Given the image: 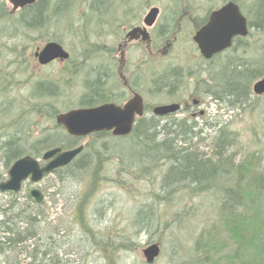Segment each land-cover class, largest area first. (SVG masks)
I'll list each match as a JSON object with an SVG mask.
<instances>
[{"label": "rangeland", "instance_id": "1", "mask_svg": "<svg viewBox=\"0 0 264 264\" xmlns=\"http://www.w3.org/2000/svg\"><path fill=\"white\" fill-rule=\"evenodd\" d=\"M92 1L73 0L69 11L64 12L57 21L44 23L42 28L26 31L22 27L15 30V24L18 23L17 20L20 16L19 11L10 15L12 7L5 0H0V182L6 180L9 169L5 168L1 159V147L5 142H12V146L20 149L22 155L32 156L35 141L41 139L55 125L53 119L49 118L44 110L51 113L56 109V114H59L81 108L79 100L86 93L84 82L91 77L93 64H96L97 60H94V55L97 48L91 46L88 48L90 52H86V45L81 43V38L67 28L74 26L73 28L76 29L77 25L86 19L84 15H92L88 12ZM235 1L239 4L245 17L250 13L255 14V0ZM57 2L59 0H49L46 8L51 11ZM4 12L8 14L9 18L5 19ZM86 24L89 26L86 28H91V18H87ZM249 33L250 35L246 39L243 38L245 41L208 63V69L212 73L218 74L221 67L227 63H229L226 65L229 69L231 64H247L258 58V51L261 44L264 43V35L254 29H249ZM88 35L86 40L95 44L97 37L90 33ZM102 39L106 44L109 41V38L105 36ZM51 41L59 43L71 54V63L80 65V70L75 76L68 75L67 72V67L71 66V63L64 66L61 63L51 64L42 68L34 61V49L41 48L45 43ZM179 45L183 46L185 50L192 48V43L186 39H183ZM185 54L190 57L193 53L191 51ZM87 55L93 58L84 60ZM175 55L177 54L171 52L163 61H173ZM99 60L106 61L105 58ZM153 66V63L149 65L147 75L149 105L160 104L168 99L166 95L152 91L149 81L154 77L153 72L157 71V68ZM223 70L224 68L221 71L223 72ZM48 80L53 81L55 91L59 95L51 96L49 93L43 92L44 96H41L40 98H43L40 99L33 90L37 87L38 82ZM255 81L257 80L250 84V90ZM46 105H50V107L44 108ZM215 111L217 109L213 105L209 106L211 120ZM215 120H222L221 124H216L213 129L206 128L204 133L200 134L201 138L205 139L204 141L193 139L198 152L208 157L211 153L209 137L214 134V131L225 127L224 129L237 135L236 147L230 150V153L236 152L237 160L254 155L257 169L264 171V95L255 97L251 93L248 106L227 109L220 118L217 117ZM197 122L201 124L200 121ZM102 140L97 141L90 136L80 139L77 145H88L89 149L86 153L92 154L91 148H99L102 143H107L108 147L105 148L108 149L118 144L117 141H109V138ZM127 147L123 144V149L129 151L131 148ZM115 150L111 149L116 154L110 157V151L107 152L103 149L102 157L107 161L101 174L103 177L96 184L94 190H91V174L95 169L92 161L90 174L79 175V177L78 175L71 177L69 174V176H64V182H60L57 176L52 173L36 185L25 183L20 193L17 194V201L22 203L20 208H24L27 204L25 195L33 188L39 189L44 196L45 210L49 213L47 220L51 222V225L48 227L52 228L53 226L59 229L61 234L65 235L64 242L67 240H71L73 243L74 240L80 242L79 234L70 224L69 207L76 195L78 198L83 196L87 190H91L90 195L86 198L87 205H84L83 208L82 222L91 228L88 232L91 245L105 248V257L108 262L105 263L98 254L93 253L94 251L89 249V245H86L88 252L84 255L78 250L79 243L77 245L74 243L77 247L75 249L77 254L72 257L75 264H146L142 250L153 243H157L160 247L159 256L153 264H205L203 263V254L192 251L193 243L205 227L209 229L215 240L225 235L217 221L219 193L215 191V193L210 192L206 195L189 198L183 193L182 196L176 193L164 200L165 194L160 191V184L165 167L154 171L148 169L147 175L143 174L144 177L140 173V167L135 165L127 167L128 164L124 160L122 161L120 147ZM117 157L120 159L118 160ZM38 158L40 159L41 156ZM125 171L133 174L131 180H134L128 181L126 177H123L122 173ZM155 196H159L160 199L156 200ZM11 201L12 198L8 195L0 194V209L5 208ZM143 206L152 207L155 217L151 223L139 229L133 227L134 216L137 210ZM158 213H160L159 216ZM107 227L110 228V234L114 238L129 240L130 244L127 245L126 250L119 249V247L111 248V251L108 250V243L101 236ZM80 248L82 250V247ZM60 258L66 260L67 257L60 256ZM8 259L12 264L16 259L21 261L24 258L22 255L16 256V253H10Z\"/></svg>", "mask_w": 264, "mask_h": 264}, {"label": "trees", "instance_id": "2", "mask_svg": "<svg viewBox=\"0 0 264 264\" xmlns=\"http://www.w3.org/2000/svg\"><path fill=\"white\" fill-rule=\"evenodd\" d=\"M72 1L59 0L49 11L46 8L49 0H39L34 5L19 11L18 23L14 28L17 30L22 27L23 30L30 31L42 28L44 23L55 22L63 16L64 12L69 11ZM96 1L93 0L90 3L88 12L95 11ZM232 1L240 8L235 0ZM255 1V14L250 13L244 17L247 20L248 29H254L264 35V0ZM105 5L99 6V9ZM3 15L5 19L9 18L6 12ZM73 27L69 26L67 29L78 35L81 43L86 45V52H90L88 48L91 46L93 48L95 44L86 40V37H89L88 31L78 32ZM245 39H236L232 48ZM94 51H92V56ZM92 56L87 55L84 60L92 59ZM103 62L107 63V59ZM77 65L78 69L72 68L75 70L72 76L80 70V65ZM226 65L221 67L224 68L223 72L221 69L218 74H212L214 87L211 92L214 93L213 96L216 95V100L221 101L228 110L244 108L248 106L249 99H251L250 84L254 80L264 78V43L260 46L258 58L253 61L247 64H231L229 69ZM84 83L86 93L79 100L80 107L94 106L102 97L100 92L97 93V81L91 76ZM37 84L33 92H36L39 98L44 96L43 92L51 96L59 95L55 91L53 81H40ZM48 106L50 107L46 105L44 108ZM44 112L53 121L55 120L56 109L51 113L47 110ZM206 128L213 129V126H206ZM224 128L221 127L219 131H214V134L209 137L211 153L208 157L199 153L195 148L193 139L200 140L201 137L186 120L161 121L149 116L140 120L131 134L124 138H114L109 133L94 134L91 137L97 141H103L102 139L105 138H109L112 142L117 141L118 144L113 145L111 149L115 150L120 147L122 161L128 164L127 167L134 165L140 167L142 176L147 175L148 169L154 171L165 167L160 184V191L165 194L164 200L176 193L181 196L183 193L188 198L206 195L210 192L215 193V191L219 193L217 221L225 235L215 240L207 227L202 229L194 240L192 251L203 254V263L264 264V171L257 169L254 155L237 160V153H230V150L236 147L237 135ZM78 142L79 139L68 136L61 127L54 125L52 130L47 131L41 139L35 141L32 156L38 158L42 155L41 152L44 153L54 148L74 149L79 146ZM123 144L131 149L126 151L123 149ZM12 145V142L7 141L1 147V159L6 169L24 156L20 149ZM105 147H108L107 143L100 144L99 148H91L92 154H90L86 153L89 146L85 145L75 160L68 166L54 171L53 174L60 182H64V176H69V174L71 177L90 174L92 166L90 163L93 161L95 169L91 174V190H94L103 177L101 174L107 161L102 157L103 149L110 151V157L116 154ZM117 159L120 158L117 157ZM122 174L128 181L133 175L126 171ZM136 179L142 180L143 178ZM91 190H87L83 196L78 198H76L77 195L75 196L69 207L68 216L71 219L70 224L80 236V242L74 240L76 245L79 243L78 250L85 255L88 252L86 245H89V249L107 263L105 248L91 245L88 239V232L91 228L82 222L83 208L87 205L86 198ZM17 196H9L12 201L5 208L0 209V264H11L8 259L10 253H16V256L22 255L24 258L21 261L17 258L12 264H75L72 257L77 254L75 250L77 247L71 240L64 242L65 235L63 236L59 229L53 226L48 227L51 222L47 220L49 213L45 210L44 201L38 205L28 193L25 195L27 204L24 208H20L22 203L17 201ZM155 199L159 200L160 197L155 196ZM157 215L159 216L160 213ZM153 217H155L154 209L150 206H143L135 213L133 227L140 229L151 223ZM101 236L108 243L110 251L111 248L116 247L126 250L127 245L130 244L127 238H114L110 234L109 227L105 228ZM60 256L67 258L63 260Z\"/></svg>", "mask_w": 264, "mask_h": 264}, {"label": "flooded vegetation", "instance_id": "3", "mask_svg": "<svg viewBox=\"0 0 264 264\" xmlns=\"http://www.w3.org/2000/svg\"><path fill=\"white\" fill-rule=\"evenodd\" d=\"M98 2L100 6L106 5L102 9L95 6L92 15H84L86 19L81 22L85 23L80 22L76 30L88 31L87 33L97 37L94 46L97 48L94 60L97 61L93 64L91 76L97 81V93L100 92L102 97L96 105L81 108L111 104L122 109L128 102L136 99L141 107V115L134 113L132 130L140 120L149 116L161 121L186 120L194 131H204L206 126L221 124L222 120L215 119L220 118L227 109L211 92L214 85L212 72L207 64L226 51L206 60L200 54L193 37L207 24L213 12L226 3L233 2L232 0H97L96 3ZM152 10L157 12L149 21L148 14ZM87 18H91V28H86L89 27L86 24ZM104 36L109 38L107 44L102 39ZM238 38L240 37L233 39L232 46ZM183 39L190 40L191 49L185 50L179 45ZM42 48L34 49L33 59L38 66L35 55ZM191 51L193 54L190 57L185 54ZM171 52L177 54L175 59L163 61ZM68 54L69 59L63 62L56 60L47 66L70 64L71 54ZM101 58L107 59V63L99 60ZM152 63L157 68L149 81L152 91L168 97L156 105H149L147 100L148 67ZM77 66V63H71L67 67L68 75H73L75 70L72 68L78 69ZM172 105L178 107L174 113L164 116L153 114L156 107ZM211 105L217 109L212 120L209 113Z\"/></svg>", "mask_w": 264, "mask_h": 264}, {"label": "water", "instance_id": "4", "mask_svg": "<svg viewBox=\"0 0 264 264\" xmlns=\"http://www.w3.org/2000/svg\"><path fill=\"white\" fill-rule=\"evenodd\" d=\"M11 6L10 14L30 7L39 0H5ZM156 10L148 14L150 21L156 15ZM248 34L247 21L238 6L233 2L223 5L213 12L207 24L193 37L200 54L206 60L220 54L232 46L233 39L244 38ZM38 64L46 66L56 60L61 62L69 58L63 47L55 42H49L35 55ZM254 96L264 95V78L256 81L252 86ZM176 105L156 107L155 116L174 113ZM134 113L141 115V107L136 99L127 103L124 108H117L105 104L94 108L70 110L56 116L55 123L63 127L66 134L73 138H85L95 133H111L113 137L128 136L133 127ZM83 146L70 150L54 148L46 151L41 159L24 156L16 160L7 171V178L0 182V193L17 195L25 183L38 184L55 170L68 166L81 152ZM29 196L36 204L43 202V195L38 189L29 192ZM160 247L153 243L142 250L146 264H153L158 258Z\"/></svg>", "mask_w": 264, "mask_h": 264}, {"label": "bare ground", "instance_id": "5", "mask_svg": "<svg viewBox=\"0 0 264 264\" xmlns=\"http://www.w3.org/2000/svg\"><path fill=\"white\" fill-rule=\"evenodd\" d=\"M96 7H99L100 6V3L98 2V3H96V5H95ZM212 74H214V73H212ZM195 132H197V133H199V135L201 134L202 135V133H204V131H195ZM206 133V132H205ZM200 137H202V136H200ZM205 138H207V137H205ZM202 139V141H204L205 139H203V138H201ZM25 185V184H24ZM33 189H37V188H33ZM32 189V190H33ZM39 190V189H38ZM31 191V190H30ZM40 191V190H39ZM41 192V191H40ZM42 193V192H41ZM0 194H4V195H8V196H16V195H12V194H7V193H0ZM43 195V194H42Z\"/></svg>", "mask_w": 264, "mask_h": 264}]
</instances>
